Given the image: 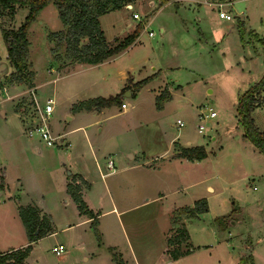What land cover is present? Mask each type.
<instances>
[{
  "label": "rangeland",
  "instance_id": "obj_1",
  "mask_svg": "<svg viewBox=\"0 0 264 264\" xmlns=\"http://www.w3.org/2000/svg\"><path fill=\"white\" fill-rule=\"evenodd\" d=\"M158 1L140 0L133 3L132 8L103 16L101 25L110 43L124 38L140 22L142 27L137 40L100 68L74 64L68 70L65 67L70 60L65 56L64 46L56 53L51 51L55 42L47 35L51 30L62 28V22L55 5H46L30 23L27 34L36 90L15 79V69L7 58L0 35V62L7 64L0 74V163H3L0 174L7 171L6 183L16 185L19 172L14 164L22 165L21 171L31 173L30 178L39 184L38 176H34L39 163L48 165L41 175L49 178V172H55L51 163L64 154L52 149L64 150L68 139L75 143L71 153L76 156L74 164L67 165L68 170L85 169L84 173L97 186L98 198L101 194L103 200L108 199V194L101 193L106 186L113 194L115 191L116 196L120 191V200L124 198L127 202L139 201L145 192L147 206L142 210L148 212L149 220L144 225L150 226L152 236H157V244L145 258L141 252L143 264H264V154L258 153L243 135L237 112L239 97L264 74L263 46L258 40L264 35V0H233L229 8L224 7L227 2L223 0L179 7L171 2L160 8ZM220 8L230 13L232 19L219 17ZM245 9H249L250 14L242 35L238 15ZM27 11V7L17 6L14 16H2L5 26H19ZM134 12L140 17L134 18ZM149 31L153 34L149 35ZM153 67L163 71L162 77L156 78L152 85L163 80L181 85L173 90V98L165 111L157 113L153 96L144 88L140 97L124 98L129 103L128 109L123 110L118 104L101 112L87 111L68 120L66 102L70 95L83 97L90 91H94L92 96L117 94L128 75L131 87V76L143 77L155 71ZM92 80H96L94 90L87 87L72 92L73 87ZM171 85L173 83H166L159 93L163 90L170 93ZM34 91L41 105L47 98H54L50 122L53 132L64 137L62 145L56 143L52 149L41 146L38 150L34 143L38 136L27 137L22 117L28 116L35 104ZM15 107L20 108L21 117ZM210 110L216 112L214 117H199L201 112ZM251 114L257 124L264 123V107ZM178 118L183 120V126L178 125ZM200 124H203L202 131L198 130ZM80 125L83 127L77 129ZM260 128L264 130V126ZM177 133L187 143L206 144L208 158L168 164L160 169L132 166L137 160L127 153L138 154L139 150H145L147 158L170 154L173 151L170 139ZM213 135L217 140L212 139ZM26 138H31L33 143H26ZM111 153L115 155L116 171L102 177L101 173L108 170L105 163ZM80 155L85 156L82 159ZM25 160L34 164L32 169L26 168ZM132 180L136 181L133 187L128 184ZM208 184L214 189H208ZM207 195L208 211L188 223L194 250L177 261L171 260L159 243L166 222L171 219L169 236L177 228L173 223L174 212L170 214V211ZM142 214L136 209L130 216ZM58 225H54V230H59L56 238L65 241L62 225L60 222ZM90 232L96 243L93 231ZM54 238L39 241L31 256L34 264H86L81 251L67 248L72 252L66 259L53 252ZM3 243L11 242L3 238ZM187 246L183 242L179 248L184 250ZM108 253L107 247L101 256L105 263L109 260ZM128 259L132 264L129 256Z\"/></svg>",
  "mask_w": 264,
  "mask_h": 264
},
{
  "label": "crops",
  "instance_id": "obj_2",
  "mask_svg": "<svg viewBox=\"0 0 264 264\" xmlns=\"http://www.w3.org/2000/svg\"><path fill=\"white\" fill-rule=\"evenodd\" d=\"M137 1H140V0H137ZM171 2L174 3L176 7H179L181 5L191 6L193 5V3H197L198 5H201L203 4V2L209 4L208 0H169L165 4H169ZM226 2L227 3L226 5H224V7L229 8L233 5V0H226ZM133 3H131L132 7H133ZM126 7L127 8L122 7L114 11L130 8L128 6ZM222 8H223V4H222ZM114 11H111V12H114ZM108 13H105L100 16V22H101V18L107 15ZM240 13L242 14L241 15L239 14L238 17L244 21L245 28H246L250 11L249 9H245V10H241ZM63 28L64 26L62 24V28L60 29H63ZM51 31H55V30H51ZM162 31H164V28H162ZM0 35L2 37L1 31H0ZM133 44L134 43H132L131 45ZM131 45H129L128 47H130ZM263 53H264V50H263ZM115 56L116 55L110 57L109 59H106L105 61L101 63H97V64L84 63V62H76V63L69 62V64H67V66L65 67V70H68L74 64H77V65L88 64V65H91V67L96 66L100 68L103 65L107 64L108 62H111V60H113ZM153 69L155 71L147 75H144L143 77H140V78H135L131 76L133 78L132 80L133 83L145 77H150V78L152 77L150 80H152L153 78L154 79L152 81H148L147 83H145L139 90L135 91L134 95H132V92L130 95L134 96V98L136 99L138 96L140 97L141 92L144 88L148 89L149 93L153 96L152 102L154 101V107L158 111L157 113H161L165 111L166 105L168 104L170 100H172L173 90L176 88H179L181 85L175 83L174 81H164V80L163 82H160V84L152 85V83L156 80V78L162 77V71H163L162 68H160L159 70H156V67H153ZM128 77H130V75H128ZM127 78L122 88H124L125 86H129V82ZM56 79L57 78L55 77L53 80L55 81ZM102 79H103L102 76H100V80ZM168 82H171L174 85V86L173 85L169 86L171 97L170 99L164 102L162 109H157L156 104H155L156 96L160 94L159 90L161 89V87L164 86ZM95 83H96V80H92L88 83L80 84L78 86L73 87L72 92H76L80 88H87V87L92 88L91 90H94ZM32 88L33 89L35 88L34 90L37 89L36 83H35V86H33ZM93 92L94 91H90L88 92L89 95L87 94L83 97H77V96L72 97V95H70L69 101L66 102L67 108H68V110H66L67 111L66 116L68 120H74L79 115H82L83 113L88 111V110L83 109V110L74 112L71 110V106L79 100L97 96V95L92 96ZM33 93L34 95L36 94L35 91ZM130 95H124V97H122V100L125 97L130 96ZM35 98L38 101L37 99L38 97L35 96ZM52 99L53 101H55L54 98ZM124 101L127 102L125 99ZM115 105H118V104H115ZM111 106H114V105H111ZM118 106H121V104H119ZM107 107H110V106H107ZM107 107L102 108L98 112L105 110ZM128 107H129V103L127 102V106L125 108L121 107V109L125 110V109H128ZM263 107H264V104L259 107H256L255 110L263 108ZM15 109L16 111H18L17 113L20 114V117H21V111H19L20 108L18 109L17 107H15ZM91 111H97V110H91ZM1 112H4V111H1ZM206 116H209V115H206ZM199 117H200V114H199ZM22 120H23V117H22ZM178 120H181V119L180 118L177 119L178 125L183 126L184 125L183 120H181L183 122L182 125L179 124ZM257 125L259 127L260 126L262 127L264 126V123L257 124ZM82 127L83 125H80L79 127H76V128L78 129ZM51 130L53 134H58V133L53 132L52 124H51ZM198 130H199V127H198ZM199 131H202V130H199ZM35 135L37 134H33L31 136L27 135V137H33ZM180 137H181L180 133H177L175 136L171 137L170 143L172 141L173 151L167 155H162V156L155 155V156H152L151 158H147L145 150H139L140 153L138 152V154L136 152L127 153L129 157H135L137 160V163H133L132 166H136L140 168L145 167L148 169H160L162 166L168 165V164L175 165L176 163L182 164L183 161L189 162V159L185 157H175L174 156V154L177 151L175 147L176 142L181 144L182 146L203 145L205 148L207 147V145L203 144L202 142L200 144L187 143L184 137L183 138H180ZM35 139H36V142L34 141V143L36 144V147L38 148V150H41L40 149L41 146L52 149L53 146L46 145L39 136ZM180 139H183V142L180 141ZM212 139L217 140V136L213 135ZM25 142L33 143L31 138H26ZM61 142L62 143L65 142L64 137ZM62 143L60 144L62 145ZM65 143L66 145H63V146H66L64 150L63 149H56V150L52 149V151H64V154H62L60 158H57L53 163H51V166L52 168H54L55 172L54 173L49 172L48 176L51 175L49 178L43 177L41 175V173H43L48 168V165H46L45 163H39L40 167L37 170V174L34 172L35 173L34 176H38L39 178V182H38L39 184H37V180L30 178L31 173L30 175H28V172L25 171V173H23L21 171L22 165L18 166L17 164H14V166L17 167V170L19 172V174L17 175L18 181H16L17 182L16 185L15 183L11 185L6 183V178L4 177H7V171L3 174H0V183L2 182V187H0V252L10 250L11 248L23 247L28 243L27 232L25 230L22 219L19 215V206L32 204V205H36L40 209L41 213H47L51 216L52 221H53V229L50 232H48L46 235H43L42 237H40L39 239L33 242L32 249L26 257V261L29 264H34L33 261L31 260V256L34 252L36 245L39 243V241H42L43 239H46L49 237H55L54 244L51 248L53 252L56 253V251L54 250V247H58L59 245L63 246L62 250L56 254L59 256L62 255L63 258L65 259L70 257L69 255L71 254L72 251H78V252L81 251L82 258L85 260L86 264H115L112 260L110 252L108 253V256H109L108 262L106 261L105 263L101 260L102 254H105V249L111 246V247H114L115 250H117L118 252L122 254L123 259L125 260V264H129L128 256L131 258L132 264H143V261L145 260L142 259L141 252H143V257L145 258L147 255L151 253L152 246L153 245L155 246L157 244V236L156 237L152 236L150 232V226L144 225L146 221L149 220L148 212L145 213V211L142 210L143 208H145V206H147V203H146L147 199L145 198L146 197L145 192H143L142 199H140L139 201L127 202L123 200L124 198L120 200L121 199L120 191L117 194L118 196H116L115 191L113 194V190H111V188L106 186L105 190L101 193L108 194L109 196L108 199L103 200L101 197V194H98L100 195L98 198L96 196L97 186L92 181V179L88 176V174L84 173V171H86L85 169H81V170L75 169L72 171L68 170L67 165L74 164V159L76 157L75 153H71L72 147L75 146V143L74 142L72 143V141L68 139H67V142ZM221 147L222 145L219 148ZM254 149L258 151V149L255 148V146H254ZM206 150L209 154V150L207 148ZM258 153L260 152L258 151ZM96 154L97 152L94 154L95 157H96ZM18 156H19V152H18ZM84 156L85 155H82V156L80 155L79 157L83 159ZM206 158H208V155L201 160H191V161L199 162V161L205 160ZM110 159H112L114 162L113 170L109 169L107 166L108 160ZM106 160L107 161L105 163V168H107L108 170L105 173L104 172L101 173L102 177H106L107 175L112 174L116 171L115 170L116 168L115 155L114 154L112 155V153L108 154V157L106 158ZM17 161L19 162L18 159ZM26 163H27V165H25L26 168L29 167L32 169V167L34 166V164L31 163V161L25 160V164ZM2 165L3 163H0V168L2 167ZM98 168H100V166H98ZM8 172H9V169H8ZM71 174H78L82 176L89 183V187H83L82 195L87 205L89 206V208H91L95 213H97L96 217L98 219V228L101 233V241L97 240L96 235L94 233L93 227L91 225L92 218L88 217V215L86 214L79 212L76 203L74 202L71 195L67 192V183L70 180ZM128 184L129 186L133 187L136 184V181L134 180L129 181ZM209 187L214 189L213 186L208 184L207 188L209 189ZM119 190L123 191L121 188H119ZM203 197L206 198L208 202L209 195L203 196ZM203 197H200V198H203ZM198 199H195L194 202ZM103 204H106V207H103ZM193 204H187V205L192 206ZM183 206H186V205L175 206L170 211V214H172V212L175 209L183 207ZM136 209L143 212L142 216H136V215L130 216L133 213H135ZM204 213H199L198 215L204 214ZM194 218L195 217L183 219V222L189 232L190 242L192 241L193 235L189 231L188 223L190 222V220ZM59 222L62 225V230L64 231V237L66 239L65 241L58 240L56 238L59 233V230H54V225H58ZM142 226L144 227L142 228ZM171 227L172 225H171V219H170L169 223L166 222L165 226L163 227L164 229L162 230L160 238H159V243L163 246L162 250L168 256L169 254L167 253V249L169 248V246H168L167 240L169 237ZM90 231H93L94 237L96 239V243L93 237L91 236ZM90 236L92 238H90ZM3 238L6 241H10L11 243H8V245H4ZM67 248H71L72 251L68 252ZM184 256L186 255H183L179 258H182ZM178 259H171V260L177 261ZM74 264H77V263H74Z\"/></svg>",
  "mask_w": 264,
  "mask_h": 264
},
{
  "label": "trees",
  "instance_id": "obj_3",
  "mask_svg": "<svg viewBox=\"0 0 264 264\" xmlns=\"http://www.w3.org/2000/svg\"><path fill=\"white\" fill-rule=\"evenodd\" d=\"M137 0H0V31L7 50V58L15 69V79L23 81L29 87L34 86L35 72L32 69L30 60V49L28 39V28L30 23L36 18L38 12L47 4L52 3L57 8L59 19L64 28L57 31H50L47 35L50 41L55 45L51 51L56 53L63 46L65 56L70 63L84 62L97 64L118 54L123 49L131 45L140 34L141 23L136 24L134 30L128 33L124 38L116 43H110L101 26L100 16L120 9L128 3ZM169 0H159L158 7H161ZM226 1V0H223ZM18 7H27L28 11L24 20L17 27L5 26L2 16H14ZM240 33L245 34L246 28L243 20H238ZM264 50V35L258 37ZM56 57V56H55ZM150 77H145L132 84L125 86L117 94L109 96H95L79 100L71 106V110L76 112L80 110H97L102 108L121 104L124 91L128 88L132 95L139 90ZM264 74L240 97L237 105V112L240 122L243 126V135L264 154V130L255 122L251 112L264 104ZM263 94V95H262ZM171 94L163 90L156 96L155 104L157 109H162L166 100L170 99ZM175 157H185L189 160H201L208 155L203 145L182 146L175 143ZM2 187V182L0 183ZM83 187H89V183L78 174H71L67 183V192L71 195L80 213L92 218L91 225L98 241H101V233L98 228L97 213L89 206L82 195ZM208 202L206 198H200L192 206L186 205L175 209L173 223L177 224L175 233L168 237V244L175 245L168 248L167 253L171 259H178L183 255L191 253L194 246L189 241V232L183 222L184 218L197 217L199 213L208 211ZM19 215L24 224L28 236V243L23 247L11 248L10 250L0 252V264H29L26 257L32 249L33 242L46 235L53 229V221L49 214L41 213L36 205H20ZM188 242H187V241ZM186 242V249H180V245ZM108 250L115 264H125V260L120 252L114 247L109 246ZM244 262V261H243Z\"/></svg>",
  "mask_w": 264,
  "mask_h": 264
},
{
  "label": "built area",
  "instance_id": "obj_4",
  "mask_svg": "<svg viewBox=\"0 0 264 264\" xmlns=\"http://www.w3.org/2000/svg\"><path fill=\"white\" fill-rule=\"evenodd\" d=\"M131 8V7H130ZM134 18L140 17L138 12L133 13ZM219 17L225 18V19H232V15L228 13L227 11L223 10L222 8L219 9ZM153 32L149 31V35H152ZM35 104L28 114V116H23V121L26 123V133L27 135L31 136L33 134H37L41 140L46 145L53 146L56 143H62L63 137L60 136V134H53L51 130V124H50V117L54 110V101L51 97L47 98L45 103L41 105L35 98V95L33 93ZM127 106V102L122 101L121 107L125 108ZM206 115H209L210 117H214L216 115V112L214 110H210L209 114H205L204 112L200 113V117H204ZM179 124L182 125L183 122L181 120H178ZM203 129V125H199V130ZM107 166L109 169H114V162L112 159L108 160ZM63 248L62 245H59L58 247H54V250L56 253H59Z\"/></svg>",
  "mask_w": 264,
  "mask_h": 264
},
{
  "label": "water",
  "instance_id": "obj_5",
  "mask_svg": "<svg viewBox=\"0 0 264 264\" xmlns=\"http://www.w3.org/2000/svg\"><path fill=\"white\" fill-rule=\"evenodd\" d=\"M126 6L128 7H132V4L131 3H128ZM7 68V64L5 62H0V74L1 72L5 71ZM125 95H130L131 94V91L128 90L127 92L124 93Z\"/></svg>",
  "mask_w": 264,
  "mask_h": 264
}]
</instances>
